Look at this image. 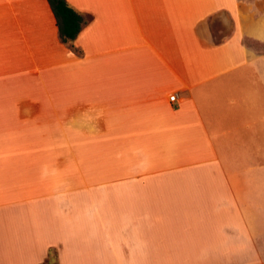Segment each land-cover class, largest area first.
I'll use <instances>...</instances> for the list:
<instances>
[{
	"label": "crops",
	"instance_id": "obj_1",
	"mask_svg": "<svg viewBox=\"0 0 264 264\" xmlns=\"http://www.w3.org/2000/svg\"><path fill=\"white\" fill-rule=\"evenodd\" d=\"M65 1L0 0V264H264V0Z\"/></svg>",
	"mask_w": 264,
	"mask_h": 264
},
{
	"label": "trees",
	"instance_id": "obj_2",
	"mask_svg": "<svg viewBox=\"0 0 264 264\" xmlns=\"http://www.w3.org/2000/svg\"><path fill=\"white\" fill-rule=\"evenodd\" d=\"M47 2L56 22L60 42L69 44L74 41L89 19L76 12L65 0ZM50 261L53 262L54 258L50 257Z\"/></svg>",
	"mask_w": 264,
	"mask_h": 264
},
{
	"label": "built area",
	"instance_id": "obj_3",
	"mask_svg": "<svg viewBox=\"0 0 264 264\" xmlns=\"http://www.w3.org/2000/svg\"><path fill=\"white\" fill-rule=\"evenodd\" d=\"M174 100H175V96H171L170 101H174Z\"/></svg>",
	"mask_w": 264,
	"mask_h": 264
}]
</instances>
